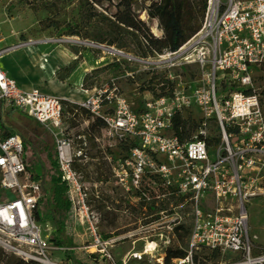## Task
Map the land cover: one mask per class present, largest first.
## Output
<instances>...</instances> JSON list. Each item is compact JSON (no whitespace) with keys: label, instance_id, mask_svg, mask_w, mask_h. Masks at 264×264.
<instances>
[{"label":"built area","instance_id":"1","mask_svg":"<svg viewBox=\"0 0 264 264\" xmlns=\"http://www.w3.org/2000/svg\"><path fill=\"white\" fill-rule=\"evenodd\" d=\"M183 48L160 58L166 70L195 65L199 76L188 84L168 72L163 90L144 96L138 107L116 83L85 90L78 105L102 122L110 147L118 143L119 156L108 160L129 197L151 207L176 195L188 208L186 255L173 264H264V249L249 241L245 208L264 182V0H207L200 33ZM61 101L21 89L0 68V249L24 264H67L56 255L70 250L57 246L48 224L35 218L43 184L26 168L23 138L3 135L6 115L15 112L54 138L68 215L92 231L93 264H140L157 249L163 256L152 260L164 264L168 235L185 214L160 212L157 221L138 219L124 234L105 237L75 165L84 149L74 150L65 134ZM179 120L192 126L183 136L174 132ZM117 247L122 256L112 254Z\"/></svg>","mask_w":264,"mask_h":264},{"label":"rangeland","instance_id":"2","mask_svg":"<svg viewBox=\"0 0 264 264\" xmlns=\"http://www.w3.org/2000/svg\"><path fill=\"white\" fill-rule=\"evenodd\" d=\"M40 1L47 4L53 2V0ZM97 1L98 3L93 5L95 11L107 17H112L117 10L123 9L117 6L120 0ZM30 2L31 0H0V41L4 43V46H1L2 49L4 48L2 53L22 47L35 49L46 55V60H52L57 65L53 77L68 86L75 94V102L67 101L69 105H78L79 103L76 102L84 99L85 90L116 83L129 103L138 107L144 96L155 93L160 88L157 82H160L166 73L170 72L178 76L183 84H188L192 75L195 78L199 76L200 70L192 64H181L178 68L166 70L167 64L160 58L164 51L141 58L131 38H126V46L120 49L116 45L98 43L97 40L101 38L98 35L103 34L104 38L108 37L109 29L98 19L87 21L78 0H55L57 9L54 10L56 12L54 15H49L47 11L32 12ZM148 5H150L149 0H134L132 11L146 24V28L153 36L160 37L162 33L156 20L149 19L144 11ZM45 20L47 22H44ZM13 26L16 31L11 29ZM46 26L49 27L45 28ZM68 27L86 39L66 36L65 31ZM107 48L123 55L109 51ZM129 57L137 60L130 61ZM3 62L4 60L0 61L2 64ZM69 67L70 70H65ZM5 119V130L13 131L22 138L26 134H31V142L34 146H30L28 150V159L35 158L32 164H40L42 171H45V155H42L37 148L40 141L49 138V132L38 123L15 112L7 114ZM94 122L92 119L87 120L80 112L74 115L66 110L64 113L65 134L72 138L74 150L84 149V157L75 165L83 177L84 185L88 188L89 207L98 219V229L105 237L124 234L132 229L138 219L146 223L154 222L162 217L160 212L169 215L179 209L182 216L185 214L180 227L185 229L186 235L183 236L180 230L168 235L170 242L165 258L169 255L171 264L183 258L187 251L188 208L184 207V202L176 195H168L163 202L151 207H145L129 197L117 184L112 172V162L108 160L119 156L118 143L115 142V146L110 147L102 125L90 128ZM48 185V182L43 184V189L48 188ZM259 190V194L250 198L245 204L248 213L247 233L249 241L254 246L264 249V182ZM53 218L56 225L47 223L52 231L50 239L60 238L66 242V248L70 249L65 250L64 253L60 251L56 256L59 258L63 256L67 264H93L92 231L86 221L84 220L82 224L74 220L71 215L60 213H54ZM57 224L60 233L57 232ZM123 253L124 249L119 247L112 250L115 257L122 256ZM150 254L151 256L149 255L147 260L140 264H157L153 260L163 256L159 249ZM148 259H151L152 263L148 262ZM129 264L135 263L131 261Z\"/></svg>","mask_w":264,"mask_h":264},{"label":"trees","instance_id":"3","mask_svg":"<svg viewBox=\"0 0 264 264\" xmlns=\"http://www.w3.org/2000/svg\"><path fill=\"white\" fill-rule=\"evenodd\" d=\"M54 1L55 0L47 4L42 3L40 0H31V11L35 13L47 11L49 15H54L56 14L54 10L57 9V5ZM78 1L79 6L86 15L87 21L98 19L99 22L105 23L109 29L107 34L108 37L104 38L103 34L98 35L101 37L97 40L98 43L108 46L116 45L118 49H120L126 46V38H131L136 52L141 58H145L151 53L160 54L163 51L177 52L200 31L207 9V0H149L150 5L144 8V11L147 13L149 19L156 20L157 26L162 33L160 37H155L146 28V24L133 13L132 5L134 4V0H120L117 6L123 9L117 10L112 17H107L95 11L93 5L98 3L97 0ZM104 1L110 2L111 0ZM47 20L44 22H47ZM48 27L49 26H46L45 28ZM65 32L67 34L66 36L81 37L70 27H68ZM81 38L83 40L86 39L85 37ZM122 62L124 63V61ZM65 70H70V67ZM192 77H194V75H192ZM162 82L161 79L157 84L163 90L160 86ZM61 103L64 113L66 110L72 114L74 113V115L80 112L87 120L91 119L90 114L79 105H69V103L64 100L61 101ZM94 121L95 122L90 125L91 129L99 125L103 126L100 120L95 119ZM180 123V120L174 123L173 128L175 134L183 136L182 134L191 130L192 126L188 121ZM4 134L12 135L14 132L5 130L3 135ZM31 137V134H26L23 138L26 168L33 175L35 180L40 181L42 184L46 182L49 184L48 188L44 190V196L38 202L35 218L39 223L45 224L51 222L53 225H56L53 218L54 213L68 215L71 203L67 195V185L61 179V174L58 170L55 141L50 134V139H44L39 143L40 145L37 149H39L42 155H45L46 162V170L42 171L43 168H41L40 164H32L35 158L32 157V160L28 159V150L30 146H34L32 145ZM176 230H180L183 236L186 235V231L183 227H179ZM57 232L60 233L59 224H57ZM55 242L57 246L61 248L67 247L66 242L60 238L57 240L55 239ZM0 264L24 263L12 255L5 254L2 249H0ZM164 264H171V257L169 255L165 258Z\"/></svg>","mask_w":264,"mask_h":264},{"label":"crops","instance_id":"4","mask_svg":"<svg viewBox=\"0 0 264 264\" xmlns=\"http://www.w3.org/2000/svg\"><path fill=\"white\" fill-rule=\"evenodd\" d=\"M11 29L16 31L14 26L11 27ZM2 45L4 46V43L0 41V47ZM2 47L0 48V51L4 49H2ZM43 55L44 54L40 51H36L32 48H16L0 56V61L4 60L3 64L0 63V68H2V71L9 77L14 79L18 86L23 90L27 91L37 88L45 95L68 102H75L74 92L71 91L68 86L58 82L53 77L57 70L55 62L47 60V63H44L45 70L40 68V63L42 64L40 59H42ZM85 98L86 94L84 99Z\"/></svg>","mask_w":264,"mask_h":264},{"label":"bare ground","instance_id":"5","mask_svg":"<svg viewBox=\"0 0 264 264\" xmlns=\"http://www.w3.org/2000/svg\"><path fill=\"white\" fill-rule=\"evenodd\" d=\"M142 18L144 19V15L142 16ZM184 46H182L181 48H180V51H183V48ZM45 57L46 56H42V59H40L41 61H42V64L40 63V68L42 69V70H45V66H44V63H47V60L45 59ZM150 247H152L151 245H150ZM149 251H152V250H149Z\"/></svg>","mask_w":264,"mask_h":264},{"label":"water","instance_id":"6","mask_svg":"<svg viewBox=\"0 0 264 264\" xmlns=\"http://www.w3.org/2000/svg\"><path fill=\"white\" fill-rule=\"evenodd\" d=\"M99 47H101V46H99ZM109 51H112V52H115V53H118V54H122V53H120V52H117V51H115L114 49H110V48H107ZM123 55V54H122Z\"/></svg>","mask_w":264,"mask_h":264}]
</instances>
